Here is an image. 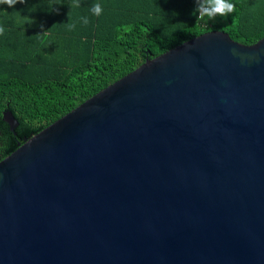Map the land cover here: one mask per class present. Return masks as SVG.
<instances>
[{"label":"water","instance_id":"obj_1","mask_svg":"<svg viewBox=\"0 0 264 264\" xmlns=\"http://www.w3.org/2000/svg\"><path fill=\"white\" fill-rule=\"evenodd\" d=\"M0 264H264V37L205 33L19 144Z\"/></svg>","mask_w":264,"mask_h":264},{"label":"trees","instance_id":"obj_2","mask_svg":"<svg viewBox=\"0 0 264 264\" xmlns=\"http://www.w3.org/2000/svg\"><path fill=\"white\" fill-rule=\"evenodd\" d=\"M78 2L0 5V161L146 60L212 31L246 45L264 37V0H228L235 10L211 28L200 26L199 0ZM94 4L102 14H92ZM6 111L19 122L14 133Z\"/></svg>","mask_w":264,"mask_h":264},{"label":"clouds","instance_id":"obj_3","mask_svg":"<svg viewBox=\"0 0 264 264\" xmlns=\"http://www.w3.org/2000/svg\"><path fill=\"white\" fill-rule=\"evenodd\" d=\"M17 3H25V0H0V5H7L10 8H14ZM71 7L79 8L80 4L78 0H74V3ZM198 10L204 14L207 15L209 18H215L217 14L219 15H226L228 13H231L235 10V5L228 2V0H199L197 4ZM93 15H100L102 14V7L100 4H94L91 7V10ZM18 13V12H17ZM21 18H23L21 16ZM82 23L84 25H87L89 23V20L87 17L82 18ZM69 30L75 29L74 23H68ZM5 28L0 26V35H4Z\"/></svg>","mask_w":264,"mask_h":264},{"label":"built area","instance_id":"obj_4","mask_svg":"<svg viewBox=\"0 0 264 264\" xmlns=\"http://www.w3.org/2000/svg\"><path fill=\"white\" fill-rule=\"evenodd\" d=\"M219 14L215 16V18H209L207 15L202 14L199 12L198 15V21L200 23V26L203 28H211L213 24L215 23L216 19L218 18Z\"/></svg>","mask_w":264,"mask_h":264},{"label":"rangeland","instance_id":"obj_5","mask_svg":"<svg viewBox=\"0 0 264 264\" xmlns=\"http://www.w3.org/2000/svg\"><path fill=\"white\" fill-rule=\"evenodd\" d=\"M220 17H222V15H219L218 18H217L216 20L219 21Z\"/></svg>","mask_w":264,"mask_h":264}]
</instances>
